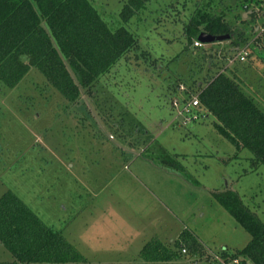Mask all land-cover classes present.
Segmentation results:
<instances>
[{"label": "rangeland", "instance_id": "374dc122", "mask_svg": "<svg viewBox=\"0 0 264 264\" xmlns=\"http://www.w3.org/2000/svg\"><path fill=\"white\" fill-rule=\"evenodd\" d=\"M88 1L110 28L124 25L134 33L156 65L121 62L75 103L33 66L12 88L0 82V196L14 192L60 231L85 257L78 264H134L147 241L172 248L182 231L195 236L209 258L230 256L250 234L215 193L237 192L264 222V165L252 167V153L238 152L203 108L184 106L218 68L234 66L231 41L240 32L246 44L255 38L264 0H150L127 23L120 12L128 0ZM198 9L223 14L235 34L189 45L184 26ZM237 68L243 90L264 111V46ZM184 114L196 118L187 121ZM152 142L185 172L150 159L144 150ZM180 255L169 264H192L199 256L186 249ZM203 259L196 264H212ZM13 260L0 242V262Z\"/></svg>", "mask_w": 264, "mask_h": 264}, {"label": "trees", "instance_id": "16d2710c", "mask_svg": "<svg viewBox=\"0 0 264 264\" xmlns=\"http://www.w3.org/2000/svg\"><path fill=\"white\" fill-rule=\"evenodd\" d=\"M149 1L128 0L120 12L122 23H127ZM245 9L250 10L248 5ZM184 30L189 45L201 31L212 35L235 34L223 14L200 9ZM243 33L231 41V49L246 44ZM247 44L250 47L247 59L235 62L231 69L218 68L204 86H197V97L199 107L214 117L216 131L238 152L249 150L253 155L252 167H256L264 165V111L243 90L237 66L248 61L260 44L264 46V39L255 38ZM150 58L134 33L124 25L110 28L88 0H0V82L6 87L17 85L33 66L66 100L75 103L82 90L92 94L100 78L109 75L121 62L142 61L155 66L157 60ZM208 62L211 69L212 62L210 59ZM149 150L150 159L159 167L185 172L183 165L162 146L152 142L144 152ZM215 197L250 234L248 243L232 250L230 256L241 257L249 264H264V222L243 204L237 192L227 189L216 192ZM0 242L14 258L0 264L86 262L72 242L44 223L10 190L0 196ZM182 249L210 261L199 240L187 231H182L172 248L157 238L150 239L142 246L139 259L150 264L169 263L181 257ZM222 253L221 256H228V252Z\"/></svg>", "mask_w": 264, "mask_h": 264}, {"label": "built area", "instance_id": "2783aa9c", "mask_svg": "<svg viewBox=\"0 0 264 264\" xmlns=\"http://www.w3.org/2000/svg\"><path fill=\"white\" fill-rule=\"evenodd\" d=\"M263 16V20L256 24L253 28V31L255 32V38H263L264 39V13L262 14ZM254 38V39H255ZM250 43V42H249ZM194 45L199 47L202 46V44L200 42H198L197 40L194 42ZM250 54V47L249 44H245L244 46H240V47H236L235 48V52H234V56L232 57V59L230 60V63H234V62H243L247 59V57ZM193 107H199V100L197 95L192 97L191 100L188 103V106H184V108L188 111L189 109L193 108ZM184 117H186V120L189 121L191 118H196V115H187L184 114ZM183 251H185V249H182ZM211 261L216 263V264H249L247 261H242L243 259L241 257H235L232 258L231 256H220L218 254H214L210 257Z\"/></svg>", "mask_w": 264, "mask_h": 264}, {"label": "water", "instance_id": "95a60500", "mask_svg": "<svg viewBox=\"0 0 264 264\" xmlns=\"http://www.w3.org/2000/svg\"><path fill=\"white\" fill-rule=\"evenodd\" d=\"M230 37H231L230 34L212 35L207 32L201 31L197 36L196 40L201 44H211V43H217V42L229 40Z\"/></svg>", "mask_w": 264, "mask_h": 264}, {"label": "crops", "instance_id": "0c3cea01", "mask_svg": "<svg viewBox=\"0 0 264 264\" xmlns=\"http://www.w3.org/2000/svg\"><path fill=\"white\" fill-rule=\"evenodd\" d=\"M203 45H207V44H202V46H203ZM202 46H199V47H202ZM261 46H263V44H260L258 48H260ZM205 47H206V46H205ZM236 63H237V62H236ZM236 63L234 62V64H236ZM164 169L170 170V169H168V168H164ZM170 171H174V170H170ZM174 172H175V171H174ZM181 233H182V232H181ZM181 233H180V234H181ZM180 234H179V235H180ZM177 238H178V237H177ZM160 241H161V240H160ZM161 242H162V241H161ZM164 244H165V243H164ZM139 253H140V251H139ZM135 259L137 260V259H139V258H135ZM135 259H133L132 262H131V261H130V262L133 263V262L135 261ZM139 260H140V259H139ZM139 260H138V261H139ZM201 260H202V259H201ZM201 260L195 257L194 260H192L191 263H192V264H196L198 261H201ZM203 260H205V259H203ZM138 261H137V262L135 261L136 263H134V264H150V263H145V262H142V261H139V262H138ZM205 261H207V260H205ZM126 262H127V261H126ZM169 263H171V262H169ZM169 263H160V264H169ZM157 264H159V263H157Z\"/></svg>", "mask_w": 264, "mask_h": 264}]
</instances>
